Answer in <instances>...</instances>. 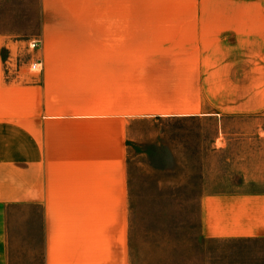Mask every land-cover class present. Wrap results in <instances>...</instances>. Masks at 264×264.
Masks as SVG:
<instances>
[{"label": "crops", "instance_id": "crops-1", "mask_svg": "<svg viewBox=\"0 0 264 264\" xmlns=\"http://www.w3.org/2000/svg\"><path fill=\"white\" fill-rule=\"evenodd\" d=\"M91 1L40 0L42 25H53L52 11L82 9ZM203 10L204 17L144 20L137 33L127 18L76 20L77 26H97L90 34L97 55L83 73L91 74L93 97L103 99L98 119L108 124L220 123L222 143L213 148L227 154L225 168L241 178L203 192L201 234L221 241L264 239V130L253 123L231 146L221 129L223 118L264 116V0H211ZM5 40L0 35V264H8L7 209L22 205L38 209L40 264H130L122 142L94 132L69 143L66 133L53 131L48 82L21 69L5 71Z\"/></svg>", "mask_w": 264, "mask_h": 264}, {"label": "rangeland", "instance_id": "rangeland-1", "mask_svg": "<svg viewBox=\"0 0 264 264\" xmlns=\"http://www.w3.org/2000/svg\"><path fill=\"white\" fill-rule=\"evenodd\" d=\"M205 1L211 0H92L82 9L52 11L48 21L53 25L45 26L40 0H0V35L6 39L2 65L5 71L21 69L41 84L45 78L56 117L51 129L66 133L69 143L81 135L86 140L94 132L116 135L125 148L130 264H264V239L221 241L201 234L203 192H218L241 178L239 171L225 168L227 154L213 148L222 143L220 123L149 119L108 124L98 119L105 110L103 99L93 97L87 80L91 74L83 73L92 65L93 52L97 55L91 50L95 40L90 35L97 26H77L76 20L127 18L137 33L144 20L204 17ZM33 40L40 41L37 50L28 49ZM36 60L40 68L31 72L30 64ZM253 123L264 130V116L223 118L221 129L231 140L228 144L242 142L241 132L253 130ZM6 227L8 264H40L38 209L10 206Z\"/></svg>", "mask_w": 264, "mask_h": 264}, {"label": "built area", "instance_id": "built-area-1", "mask_svg": "<svg viewBox=\"0 0 264 264\" xmlns=\"http://www.w3.org/2000/svg\"><path fill=\"white\" fill-rule=\"evenodd\" d=\"M40 47V41H37V40H33V41H30L28 43V49L29 50H37L38 48ZM40 62L38 60L36 61H33L31 64H30V67H29V70L31 72H38L39 68H40Z\"/></svg>", "mask_w": 264, "mask_h": 264}]
</instances>
